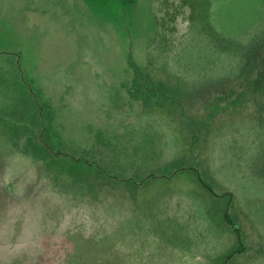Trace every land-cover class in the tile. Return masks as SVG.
Returning <instances> with one entry per match:
<instances>
[{
	"label": "rangeland",
	"instance_id": "obj_1",
	"mask_svg": "<svg viewBox=\"0 0 264 264\" xmlns=\"http://www.w3.org/2000/svg\"><path fill=\"white\" fill-rule=\"evenodd\" d=\"M218 44L246 46L264 89V0H0V264H57L48 243L64 234L82 238L87 264H222L236 247L223 203L186 173L139 183L133 204L90 191L94 168L77 160L117 153L148 173L180 157L177 109L155 118L130 98V61L187 77L221 109L247 97L210 95ZM207 162L246 239L228 264H264V117L225 126Z\"/></svg>",
	"mask_w": 264,
	"mask_h": 264
},
{
	"label": "trees",
	"instance_id": "obj_2",
	"mask_svg": "<svg viewBox=\"0 0 264 264\" xmlns=\"http://www.w3.org/2000/svg\"><path fill=\"white\" fill-rule=\"evenodd\" d=\"M253 37L256 38V36ZM229 49L231 51L227 52L226 48L223 49L222 45L218 44L217 56L214 62L208 66L213 69L208 79L221 88L219 92H211L210 95L212 97L217 95V97L235 98L238 92L242 93V98H247L221 109H209L205 98H202L207 93L200 92L198 94V92H194L198 88L191 85L187 77L160 75L154 71L155 67H141L130 61L133 73L131 82L126 84L130 98L140 103L144 111L149 112L152 109L155 118L160 114L168 118L172 114L171 109H177V118L180 120V143L184 146V149L180 150V157H173L171 160H167L163 166L160 165L162 168L160 166L157 169L153 168L148 173L128 171L126 166L118 160L117 153H112L106 160L88 157L77 159L94 168L93 176L89 182L90 191L98 194L107 187L112 188L108 191L113 198L131 199L133 204L140 195L138 190L142 186L152 183L159 185L165 180H171L169 183H172L174 178H177L176 173L178 171L179 174L186 173L198 188L205 191L217 203H223L222 218L226 224L231 226L235 234L236 247L225 255L222 264H228L235 255L243 252L247 246L240 215L234 207L235 198L233 194L228 191L218 192L211 180V171L207 165L209 150L225 126L236 125L240 127L249 121L264 117V105L259 100L264 89L262 86L256 85L257 78L247 77L245 74L248 63L245 55L246 46L239 45L237 48ZM169 65L174 66L173 58L169 59ZM222 89L226 90L225 93L222 92ZM141 182L145 184L140 186ZM104 186L105 188H103ZM231 207L234 208L232 211ZM64 235L65 237L56 238L48 243L49 249L56 252L53 257L57 260V264H87L82 238L75 235L70 236V234ZM64 240H72L73 250L65 257L59 258L62 247L59 245Z\"/></svg>",
	"mask_w": 264,
	"mask_h": 264
}]
</instances>
